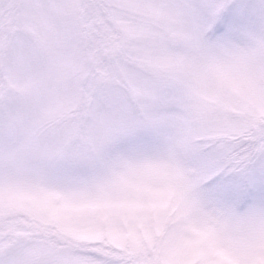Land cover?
<instances>
[{
	"label": "snow or ice",
	"instance_id": "1",
	"mask_svg": "<svg viewBox=\"0 0 264 264\" xmlns=\"http://www.w3.org/2000/svg\"><path fill=\"white\" fill-rule=\"evenodd\" d=\"M0 264H264V0H0Z\"/></svg>",
	"mask_w": 264,
	"mask_h": 264
}]
</instances>
